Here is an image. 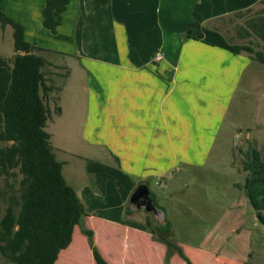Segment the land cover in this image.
<instances>
[{"label": "crops", "instance_id": "crops-1", "mask_svg": "<svg viewBox=\"0 0 264 264\" xmlns=\"http://www.w3.org/2000/svg\"><path fill=\"white\" fill-rule=\"evenodd\" d=\"M46 2L3 0L0 7L24 27L31 53L44 60L41 72L49 89L43 94L49 110L45 130L52 148V141L58 134L72 137L67 140L69 149L58 145L53 152L62 163L64 179L85 206L88 220L85 227L93 231L95 246L108 264H163L164 246L151 237L148 222L142 225L140 220L145 213H150L130 203L135 190L142 184L147 185L143 179L146 175L161 185L160 180L177 171L179 162L185 157L180 152V160H177L175 151L177 137L179 148L185 149V139L177 131L180 127L177 108L169 105L164 109L159 99L170 82L175 85L176 70L186 69L177 66V61L185 58L186 65L196 66L206 71L210 78H217L212 67L218 63L219 56L214 54L222 56L226 50L214 36V40H208V34H201L198 39L186 43L181 38H185L191 21L202 26L214 21L210 29L218 32L221 27L217 23L219 18L245 12L259 3L263 7L258 12L264 13V0L256 3L245 0L236 10L212 12L211 16L201 0H109L107 4L102 0H69L56 33L43 25ZM84 27H88V32H82ZM7 28L12 27L0 30V57L3 58L14 55L13 29L11 33ZM85 42L101 50L102 54L85 53L79 48ZM125 44L126 48L122 49ZM90 46L89 49L93 50ZM110 47L116 48L117 60L127 65H121V73L110 70V66L117 65L116 62L108 65L110 60L107 57L111 55L107 50ZM191 47L204 53L196 55L191 51L185 57L184 51ZM157 53L161 55L160 60L155 59ZM64 59H81L95 64L81 76V93L76 88L73 90L72 113L69 120L63 121L65 127L48 131L51 115L55 116L53 124L64 117V105L55 93L60 85L58 82L64 81ZM183 84L187 85L186 82ZM86 161L91 163L86 166ZM112 167L114 170H110ZM112 173H129L132 178V185L124 194L115 191L111 203L117 202V205L106 203L108 197L104 196L106 189L116 187L118 183ZM94 175L102 179L95 184L100 190L97 197L94 188L88 184L96 182ZM119 196H123L120 201L117 200ZM151 197L163 217L164 213L154 203L152 194ZM97 200L105 206L102 217H107L99 221V227L90 224L92 217H100L94 209H89ZM180 245L186 251L185 245ZM176 260L173 256L171 264H176ZM56 264H95L87 236L79 231L78 226L70 246L60 252Z\"/></svg>", "mask_w": 264, "mask_h": 264}, {"label": "rangeland", "instance_id": "rangeland-1", "mask_svg": "<svg viewBox=\"0 0 264 264\" xmlns=\"http://www.w3.org/2000/svg\"><path fill=\"white\" fill-rule=\"evenodd\" d=\"M243 1L245 0H201V4L206 5L211 16L212 12L236 10ZM261 7L263 6L259 3V6L251 8L252 11L247 13L240 12L231 17L219 18L217 23L221 27L218 32L230 43L251 45L255 51L264 52V43L259 35L252 32L248 22L260 13L258 11ZM214 23L208 22L206 27L210 29ZM7 29L12 33V28ZM0 30H3L1 26ZM82 32H88V27H84ZM185 38H181L184 43L189 41ZM12 39L11 35V41ZM208 40H214V37L209 35ZM89 46L85 42L79 48L87 54H102L101 50L91 46L93 50H90ZM183 46L184 44L179 53ZM125 48L126 44L122 49ZM115 50V47L107 50L111 55L107 57L110 60L108 65L116 62L117 65L110 66V70L121 73V65H127L117 60ZM191 51L196 55L204 53L191 47L183 55L186 57ZM217 55L219 61L212 67L217 78H210L206 71L196 66L186 65L185 58L180 59L179 63L176 62L177 66L186 69L176 70L175 85L169 83L159 102L164 109L169 105L177 108V119L180 122L177 131L185 139V149L179 148L177 137L175 151L177 160H180V152L185 157L179 162L177 171L160 180L161 185L155 184L150 176L143 178L154 203L164 213V218L162 215L158 218L144 212L143 219L147 221L140 220L142 225L148 222L151 237L164 246L165 254L167 245L164 239L173 241L177 246L184 244L187 251L184 252L192 264H264V226L259 222L256 211L246 197L243 188L246 174L242 169L248 149L264 151V65L250 56L248 58L249 54L244 52L235 56L226 49L224 55L214 54ZM62 64L65 66L64 81L58 82V89L63 91L56 89L55 93L64 105V117L53 124L55 116L51 115L48 131L65 127L63 121L67 118L69 120L72 113L73 90L76 88L81 93V76L95 63L81 59H64ZM58 135L52 141L54 150L56 151L58 145L68 148L67 140L72 137ZM70 144L74 143L70 141ZM85 164L88 166V161ZM110 170H114L113 167ZM112 174L116 176L118 183L116 187L106 189L104 196L108 197L106 203L117 205V202L111 203L116 195L115 191L124 194L126 188L132 185V178L129 173ZM99 177L94 175L96 182L88 183L95 189L92 190L96 197L100 195V190L95 187L98 180H102ZM19 182L20 177L8 181L0 177V217L8 206L9 195H19ZM9 185H13L14 189ZM122 197L119 196L117 200L120 201ZM89 209H94L100 216L92 217L90 224L99 227V221L107 218L102 217L105 209L103 202L97 200ZM87 221L86 218L84 226ZM79 231L82 232L80 227ZM173 256H176V264H187L178 253ZM171 258L168 263L163 260V264H171ZM0 264L14 263L0 253Z\"/></svg>", "mask_w": 264, "mask_h": 264}, {"label": "trees", "instance_id": "trees-1", "mask_svg": "<svg viewBox=\"0 0 264 264\" xmlns=\"http://www.w3.org/2000/svg\"><path fill=\"white\" fill-rule=\"evenodd\" d=\"M102 2L107 4L109 0ZM68 4L69 0H47L43 10L46 29L56 33ZM248 22L264 43V13ZM0 26H11L14 39V55L0 57V177L6 181L20 177L19 195H9L8 206L0 217V253L14 264H56L79 226L87 236L95 264H108L95 246L93 231L84 226L85 206L64 179L62 163L56 159L45 130L49 110L43 94L49 89L41 72L44 60L31 53L24 27L1 7ZM201 34L214 36L232 54L247 53L264 65V52L255 51L251 45L230 43L219 32L191 21L186 38L195 40ZM242 169L246 174V197L264 226V151L248 149ZM9 187L14 189L13 185ZM164 242L165 263L178 253L192 264L181 246L168 239Z\"/></svg>", "mask_w": 264, "mask_h": 264}, {"label": "water", "instance_id": "water-1", "mask_svg": "<svg viewBox=\"0 0 264 264\" xmlns=\"http://www.w3.org/2000/svg\"><path fill=\"white\" fill-rule=\"evenodd\" d=\"M130 203L137 209H144L149 213L154 214L156 217H160L158 208L153 204V199L147 185H140L130 198Z\"/></svg>", "mask_w": 264, "mask_h": 264}, {"label": "built area", "instance_id": "built-area-1", "mask_svg": "<svg viewBox=\"0 0 264 264\" xmlns=\"http://www.w3.org/2000/svg\"><path fill=\"white\" fill-rule=\"evenodd\" d=\"M155 59H156V60H160V59H161V55H160V53H157V54H156Z\"/></svg>", "mask_w": 264, "mask_h": 264}]
</instances>
